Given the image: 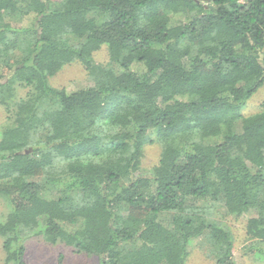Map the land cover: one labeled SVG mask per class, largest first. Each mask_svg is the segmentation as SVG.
<instances>
[{"label":"trees","instance_id":"obj_1","mask_svg":"<svg viewBox=\"0 0 264 264\" xmlns=\"http://www.w3.org/2000/svg\"><path fill=\"white\" fill-rule=\"evenodd\" d=\"M263 47L264 0H0L4 263L33 234L94 264H185L204 237L237 264L221 207L248 215L245 254L264 261V99L241 113ZM70 63L93 84L50 85Z\"/></svg>","mask_w":264,"mask_h":264},{"label":"rangeland","instance_id":"obj_2","mask_svg":"<svg viewBox=\"0 0 264 264\" xmlns=\"http://www.w3.org/2000/svg\"><path fill=\"white\" fill-rule=\"evenodd\" d=\"M16 18L15 21H17ZM264 63V47L262 49ZM94 60L97 63L106 64L109 61L107 51L101 47L94 52ZM49 83L53 87H71L72 89L83 88L93 84L92 78L79 63L64 65L55 75L49 77ZM18 96L25 93V89H17ZM264 99V83L252 95L241 108L243 115H248L259 110L260 103ZM6 121V114L3 106L0 105V129ZM1 131V130H0ZM159 146L147 143L143 149L140 169L137 174L146 175L150 168L156 164L159 158ZM10 211V205L6 197L0 196V222H3ZM248 215L234 217L225 215L221 207L216 211V218L224 227L228 228L234 237L233 253L237 264H264V261L249 259L245 254L244 245L249 242L245 236L244 224ZM4 237L0 235V264H5V251L3 250ZM24 247L25 264H94L86 255L75 253L72 248L63 244H49L41 237L26 234L21 238ZM8 264H14L10 262ZM185 264H214L204 237L196 238L192 241L191 251Z\"/></svg>","mask_w":264,"mask_h":264}]
</instances>
